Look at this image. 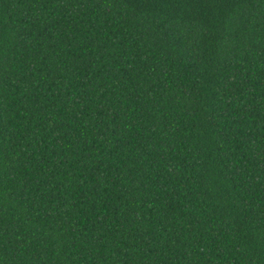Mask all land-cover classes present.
<instances>
[{"label":"trees","instance_id":"obj_1","mask_svg":"<svg viewBox=\"0 0 264 264\" xmlns=\"http://www.w3.org/2000/svg\"><path fill=\"white\" fill-rule=\"evenodd\" d=\"M0 264H264V0H0Z\"/></svg>","mask_w":264,"mask_h":264}]
</instances>
